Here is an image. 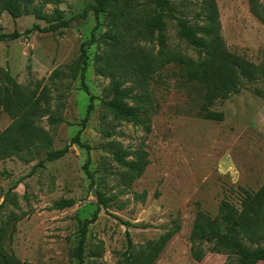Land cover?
Here are the masks:
<instances>
[{"label": "rangeland", "instance_id": "obj_1", "mask_svg": "<svg viewBox=\"0 0 264 264\" xmlns=\"http://www.w3.org/2000/svg\"><path fill=\"white\" fill-rule=\"evenodd\" d=\"M60 1L64 18L72 20L67 29L54 33L26 35L35 25L43 29L45 23L33 16L13 20L7 13L1 15L0 33L21 37L0 43V69L33 98L44 95L42 109L48 107V111L36 123L51 136L54 150L68 145L80 131L91 96L92 111L80 134L89 150L72 146L62 159L47 162L34 173V166L44 158L36 152L31 160L21 153L25 159L0 161V245L21 263L77 264L74 250L81 223L98 212L88 227L85 263L235 264V258L226 253L210 252L207 242L194 245L190 236L197 215L215 219L224 201L240 210L244 191L253 195L264 185V98L254 92L264 94V84L242 80L221 101L208 96L199 82L203 66L170 64L148 79L152 108L151 131L146 133L115 120L105 110L111 99L110 81L95 73L94 64L104 47L99 42L88 45L95 27L93 14L87 11L92 0ZM170 2L175 17L191 27L204 24L199 17L200 0ZM214 3L227 52L251 67L264 66V0ZM118 7L128 8L130 17L137 19L135 27H142L153 9L151 0H118ZM52 10V6L44 8L47 14ZM102 22L107 23L104 18ZM164 23L168 48L196 62L198 53L179 39L176 21L165 18ZM105 31L100 27L95 40ZM139 43L153 54L158 50L155 41ZM82 48L89 95L79 78L73 81L66 69L81 59ZM190 75L197 79L190 80ZM206 114L221 118L207 120ZM50 116H59L63 122L50 126ZM11 123L0 110V133ZM111 147L147 154L148 166L131 186L125 180L126 171L106 152ZM87 158L88 174L84 170ZM96 192L112 199L107 209L98 205ZM60 200L74 204L65 210L53 209ZM165 235L169 239L160 245ZM98 246L100 257L89 258V251Z\"/></svg>", "mask_w": 264, "mask_h": 264}, {"label": "trees", "instance_id": "obj_2", "mask_svg": "<svg viewBox=\"0 0 264 264\" xmlns=\"http://www.w3.org/2000/svg\"><path fill=\"white\" fill-rule=\"evenodd\" d=\"M200 2L202 16L199 17L204 19V24L200 27H191L188 21L175 17L170 0H151L152 14L149 18L143 19L142 27L138 24L137 27L133 25L137 23V19L130 17L132 14L128 12L127 7L119 9L118 0H92V4L88 5L87 11L92 12L95 21L88 45L99 42L104 47L102 54L94 58L95 73L110 81L111 99L104 106L115 120L127 122L150 133L148 115L152 105L148 92V79L170 64L203 66L199 82L205 87L208 96L221 101L226 100L242 80L249 84H264V66L251 67L227 52L219 34L220 24L214 0H200ZM60 4V0H0V17L3 13H7L13 20L23 16H33L36 20L44 22L46 26L40 29L35 25L25 33L26 35L32 31L54 33L67 29L72 20L64 18L63 12L59 9ZM46 6L53 7L50 14L44 12ZM254 12L256 16H260V12L257 10ZM103 18L107 23L102 22ZM165 18L176 21L179 39L198 53L196 62L168 48ZM103 26L106 31L99 36L98 40H95L94 34ZM20 37L18 33H0V43ZM144 40L156 42L158 50L155 54L148 52L144 46L140 45L139 41ZM81 52V59L74 61L66 69L73 81L79 78L82 89L89 95L84 82L85 50L82 48ZM56 75L57 71L53 73V76ZM196 79V75H190V80ZM254 92L256 96L264 98L261 90L256 89ZM44 99L43 94L33 98L29 91L14 82L7 71L0 69V110L12 120L10 127L0 133V161L12 157L25 159L21 153L28 155L31 160L36 152V156L41 154L44 158L34 166L32 171L34 173L37 169L44 168L45 163L62 159L72 146L89 150V147L80 140V134L92 111L93 98L89 97V105L80 123V131L68 145L60 150L52 148L51 136L36 123L39 118L47 114L48 107L42 109ZM204 118L216 121L220 120L221 115L206 114ZM48 122L50 126H56L63 120L59 116H50ZM105 150L126 171L125 180L128 186L139 179L148 166L147 154L144 151L131 153L116 147ZM130 157L132 160H127ZM88 163L87 158L84 165L86 174H88ZM244 194L245 199L241 202L240 210L224 201L215 219L197 215L190 236L191 242L194 245L207 242L211 244L210 252L226 253L235 258V264L264 262V245H262L264 242V185L253 195L246 191ZM96 197L98 205L103 209H107L108 203L112 201L101 192H96ZM73 204V200H60L53 205V209L65 210ZM97 218L98 212H95L90 219L81 223L79 241L74 250L77 264H92L84 262V246L88 227ZM124 225L129 226L127 223ZM168 239L169 235H165L159 244L162 245ZM127 242L128 247L131 248L129 236H127ZM101 250L100 246L91 249L88 253L89 258H99ZM0 264L28 263H21L5 252L0 245Z\"/></svg>", "mask_w": 264, "mask_h": 264}]
</instances>
